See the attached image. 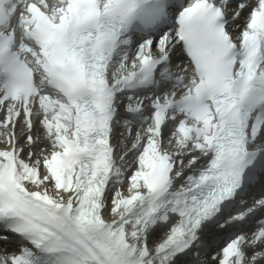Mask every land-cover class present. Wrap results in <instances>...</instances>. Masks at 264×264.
<instances>
[{"label": "snow or ice", "instance_id": "1", "mask_svg": "<svg viewBox=\"0 0 264 264\" xmlns=\"http://www.w3.org/2000/svg\"><path fill=\"white\" fill-rule=\"evenodd\" d=\"M0 264H264V0H0Z\"/></svg>", "mask_w": 264, "mask_h": 264}]
</instances>
